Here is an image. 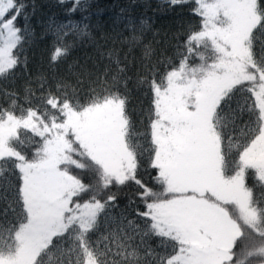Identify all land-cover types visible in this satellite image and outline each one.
I'll return each instance as SVG.
<instances>
[{
  "label": "snow or ice",
  "instance_id": "6c2138e0",
  "mask_svg": "<svg viewBox=\"0 0 264 264\" xmlns=\"http://www.w3.org/2000/svg\"><path fill=\"white\" fill-rule=\"evenodd\" d=\"M29 7L0 0V264H264V0H161L194 21L159 55L150 18L124 14L74 82L17 87ZM86 19L48 25L50 66Z\"/></svg>",
  "mask_w": 264,
  "mask_h": 264
},
{
  "label": "trees",
  "instance_id": "16d2710c",
  "mask_svg": "<svg viewBox=\"0 0 264 264\" xmlns=\"http://www.w3.org/2000/svg\"><path fill=\"white\" fill-rule=\"evenodd\" d=\"M24 2L30 5L28 16L26 20L20 19L18 24L27 23L32 38L25 45L24 55L27 57V69L20 73V78L16 81L17 87L24 84V79L28 75L36 76L40 73L55 74L74 82L76 78L74 74L81 73L84 69L91 70L94 63L100 62L99 52H106L113 47L112 37L123 31L121 16L124 14H131L136 18H150L149 23L152 25V30L145 34V43L151 42L157 55L165 49V41H169L172 34L180 30L182 24L189 20L194 21V18L186 15L188 11L186 8L178 7L174 11H158L157 7L161 0H88V9L75 14H67L71 0H66L63 5L59 3V0H24ZM85 17L87 18L85 22L91 25L90 37L77 39L63 62L54 67L50 66L48 56L55 37L49 31L48 25L53 21L76 23ZM157 41L160 43H156ZM170 43H175V41H170ZM172 52L173 49L168 47L164 54L171 56ZM133 55L138 61L142 50L139 48L134 50ZM147 105L148 100L143 92H132L129 104L131 109L139 113L141 107L147 108ZM145 179L148 177L145 176ZM126 203L127 200L122 193L121 208ZM158 243L159 241L153 242V247Z\"/></svg>",
  "mask_w": 264,
  "mask_h": 264
}]
</instances>
